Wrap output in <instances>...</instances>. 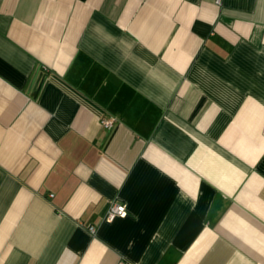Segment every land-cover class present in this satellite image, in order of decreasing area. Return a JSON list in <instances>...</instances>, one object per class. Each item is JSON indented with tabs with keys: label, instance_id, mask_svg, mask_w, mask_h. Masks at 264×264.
<instances>
[{
	"label": "crops",
	"instance_id": "crops-1",
	"mask_svg": "<svg viewBox=\"0 0 264 264\" xmlns=\"http://www.w3.org/2000/svg\"><path fill=\"white\" fill-rule=\"evenodd\" d=\"M0 264H264V0H0Z\"/></svg>",
	"mask_w": 264,
	"mask_h": 264
},
{
	"label": "built area",
	"instance_id": "built-area-1",
	"mask_svg": "<svg viewBox=\"0 0 264 264\" xmlns=\"http://www.w3.org/2000/svg\"><path fill=\"white\" fill-rule=\"evenodd\" d=\"M118 121L117 117L113 115L104 116L100 119V124L105 129L112 128ZM126 215V206L124 203L119 201H112L104 214V220L111 222L117 217H122ZM91 233H95V228L93 226L89 227Z\"/></svg>",
	"mask_w": 264,
	"mask_h": 264
},
{
	"label": "water",
	"instance_id": "water-1",
	"mask_svg": "<svg viewBox=\"0 0 264 264\" xmlns=\"http://www.w3.org/2000/svg\"><path fill=\"white\" fill-rule=\"evenodd\" d=\"M40 78L41 76H38V78L36 79V82H35V89H38L39 88V83H40Z\"/></svg>",
	"mask_w": 264,
	"mask_h": 264
}]
</instances>
